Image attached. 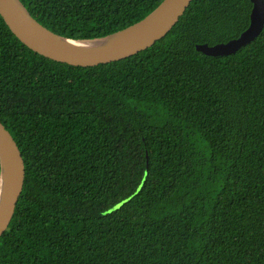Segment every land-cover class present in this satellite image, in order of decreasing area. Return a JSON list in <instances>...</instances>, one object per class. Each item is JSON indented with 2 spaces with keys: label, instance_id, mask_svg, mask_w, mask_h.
<instances>
[{
  "label": "trees",
  "instance_id": "trees-1",
  "mask_svg": "<svg viewBox=\"0 0 264 264\" xmlns=\"http://www.w3.org/2000/svg\"><path fill=\"white\" fill-rule=\"evenodd\" d=\"M164 0H21L55 34L102 38ZM250 0H193L154 46L75 67L0 15V121L26 178L0 264H264V29Z\"/></svg>",
  "mask_w": 264,
  "mask_h": 264
},
{
  "label": "water",
  "instance_id": "water-1",
  "mask_svg": "<svg viewBox=\"0 0 264 264\" xmlns=\"http://www.w3.org/2000/svg\"><path fill=\"white\" fill-rule=\"evenodd\" d=\"M193 0H164L132 26L102 38L74 39L40 25L21 0H0V15L10 31L29 49L53 61L75 67H96L132 57L163 39ZM253 4L250 25L236 39L196 50L211 57L229 56L252 43L264 29V0ZM26 178L25 162L16 141L0 121V238L7 231Z\"/></svg>",
  "mask_w": 264,
  "mask_h": 264
}]
</instances>
